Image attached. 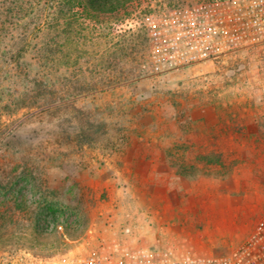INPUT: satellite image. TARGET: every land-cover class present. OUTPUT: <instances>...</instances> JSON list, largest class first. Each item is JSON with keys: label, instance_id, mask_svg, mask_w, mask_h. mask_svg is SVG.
I'll list each match as a JSON object with an SVG mask.
<instances>
[{"label": "rangeland", "instance_id": "1", "mask_svg": "<svg viewBox=\"0 0 264 264\" xmlns=\"http://www.w3.org/2000/svg\"><path fill=\"white\" fill-rule=\"evenodd\" d=\"M198 1L128 0L92 16L77 7L60 32L43 21L19 59L18 38L0 34V181L32 171L47 196L81 209L80 222L67 217L42 232L39 193L26 194L25 209L1 205L0 264H40L113 242L166 249L143 241L142 221L153 226L156 190L175 173V201H207L206 186L242 196L244 214L264 201V44L163 72L150 63L144 15Z\"/></svg>", "mask_w": 264, "mask_h": 264}, {"label": "built area", "instance_id": "2", "mask_svg": "<svg viewBox=\"0 0 264 264\" xmlns=\"http://www.w3.org/2000/svg\"><path fill=\"white\" fill-rule=\"evenodd\" d=\"M141 23L149 37L151 66L154 71L163 72L264 44V0H201L164 5L146 13ZM36 260L40 264H264V213L254 232L224 255H178L170 248L113 242L100 251L77 255L65 252Z\"/></svg>", "mask_w": 264, "mask_h": 264}, {"label": "crops", "instance_id": "3", "mask_svg": "<svg viewBox=\"0 0 264 264\" xmlns=\"http://www.w3.org/2000/svg\"><path fill=\"white\" fill-rule=\"evenodd\" d=\"M220 119H222L221 114L218 117V120ZM165 162L161 160L160 164ZM141 163L136 161L133 165L131 164L136 168L132 171L136 176L140 172L138 167ZM143 163L154 167L152 161ZM150 172L156 174L159 179L165 177L163 172L161 175L152 169ZM141 175L144 176L143 172ZM172 177L171 180L176 179L173 180L174 182H160L162 189L156 190L155 220H150L153 226L147 225L145 217L142 221L146 225V231H150L149 234H143L146 237L143 241L148 244L173 249L178 255L187 252L204 256L224 255L242 244L254 232L258 220L264 213V201L260 200V197H257L259 202L256 207L244 214L242 196L227 194L225 191L220 194L217 188L211 191L209 186L202 187L200 191L202 194H207V201L202 199L194 203L192 198L190 201L189 199L175 201L173 193L176 187L173 185L179 183L180 178L177 173L174 178ZM207 180L211 181V179ZM203 181H205L204 178ZM194 185L195 180L193 179L188 186L184 187L183 192L185 194L193 192ZM212 194L215 200H211ZM249 216L250 219L246 220Z\"/></svg>", "mask_w": 264, "mask_h": 264}, {"label": "trees", "instance_id": "4", "mask_svg": "<svg viewBox=\"0 0 264 264\" xmlns=\"http://www.w3.org/2000/svg\"><path fill=\"white\" fill-rule=\"evenodd\" d=\"M128 0H0V34L13 32V38H18L13 49V58L19 59L28 48L30 36L36 31L42 32V22L53 23L59 31V21L68 17L67 25L72 27L76 8L80 7L82 12L92 16L100 12H112L121 8ZM23 20L24 23H20ZM19 24V25H18ZM38 24L40 26L38 27ZM17 30V34L16 31ZM60 32V31H59ZM33 172L23 170L17 176H12L5 184L0 181V193L3 198L0 206L7 202H14L17 208H24L30 198L26 196L30 191L39 193L35 199V223L42 232H47L50 223L59 224L67 217L72 218L75 223L80 222L81 209L71 208V205L62 203L46 195L47 189L35 184L32 178ZM26 184L30 185L26 188ZM31 203V201H30ZM29 203V205H30ZM2 207V206H1ZM26 207V206H25ZM25 209V208H24ZM5 214L0 212V237L5 224Z\"/></svg>", "mask_w": 264, "mask_h": 264}]
</instances>
